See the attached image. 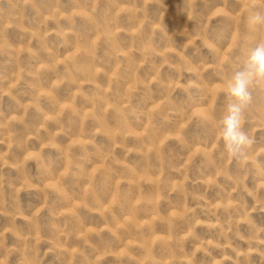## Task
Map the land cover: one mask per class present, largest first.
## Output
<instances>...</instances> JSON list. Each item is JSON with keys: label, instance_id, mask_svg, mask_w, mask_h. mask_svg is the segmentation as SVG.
<instances>
[{"label": "rangeland", "instance_id": "1", "mask_svg": "<svg viewBox=\"0 0 264 264\" xmlns=\"http://www.w3.org/2000/svg\"><path fill=\"white\" fill-rule=\"evenodd\" d=\"M257 8L0 0V264H264V84L214 132Z\"/></svg>", "mask_w": 264, "mask_h": 264}, {"label": "clouds", "instance_id": "2", "mask_svg": "<svg viewBox=\"0 0 264 264\" xmlns=\"http://www.w3.org/2000/svg\"><path fill=\"white\" fill-rule=\"evenodd\" d=\"M254 26H264V9L257 8L249 17ZM221 91L227 103L224 113L214 129L218 143L231 158H240L254 143L244 129L246 111L252 100V90L264 84V39L258 40L248 51L242 64L227 78L221 75Z\"/></svg>", "mask_w": 264, "mask_h": 264}]
</instances>
